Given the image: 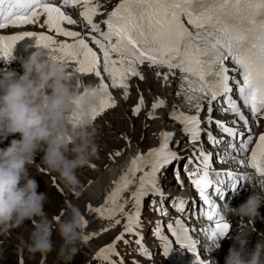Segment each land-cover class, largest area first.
<instances>
[{
	"label": "snow or ice",
	"instance_id": "6c2138e0",
	"mask_svg": "<svg viewBox=\"0 0 264 264\" xmlns=\"http://www.w3.org/2000/svg\"><path fill=\"white\" fill-rule=\"evenodd\" d=\"M62 6L82 8L80 15L89 29L86 35L63 26L65 22L75 25L77 20L66 14ZM62 6L49 0H0V30L40 24L41 28L73 38L71 42L58 41L53 35L33 31L0 35V53L11 56L17 41L25 36H35L37 45L58 54V58L82 74L94 73L103 81V64V72L110 75L112 86L123 89L130 87L128 81L132 77L144 79L139 67L145 64L166 67L168 71L163 73L165 80L178 72L175 94L183 101V110L173 108L169 117L181 125L182 134L195 144L205 133L214 147L227 145L226 156H232L233 152L247 153L249 145L254 143L247 161L241 159L239 164L247 163L255 170V175H264V133L258 137L253 133V125L258 126L264 121V0H119L101 22H94V17L101 14V5L94 0H62ZM41 17H46L43 23H40ZM101 24L106 25V30ZM89 38L98 50L90 46ZM97 87L106 95L100 107L94 110L93 119L116 103L107 83L102 82ZM128 94L125 91V98ZM214 103L220 105L222 114L235 116L230 121L233 126H227L228 122L211 115ZM143 105L144 98L141 96L133 112L139 114ZM165 105L164 99H158L152 104V109ZM205 106L207 115L202 120L200 114L205 111ZM245 110L250 114L251 121ZM148 117L154 119V112H149ZM203 123L209 127L202 128ZM213 124L226 134L227 140L213 135L210 130ZM174 136L173 132H162L159 146L132 160L128 171L109 190L103 205H88L90 211L101 217H126L123 232L112 244L99 249L97 256L108 260L110 253L119 255L116 243L124 240L126 233L135 234L138 237L136 243H141L143 237L137 229L142 227L143 199L150 194L164 196L159 186V174L173 162L185 159L170 147ZM175 144L178 147L180 141L176 140ZM212 157L213 153L194 147L193 155L187 157L184 165L187 176L199 190L201 204L195 209H188L184 199H174L172 207L189 216L201 212L209 220L215 218L209 236L214 241L218 236H225L231 228L219 209L216 194L222 193L226 183L235 189L241 180L251 181L254 174L232 170L213 173L210 168ZM232 158L235 159L234 156ZM189 164H194L191 171H188ZM137 173L140 175L137 176ZM175 176L182 184L179 168ZM125 192L131 194L132 211L125 208ZM151 203L155 209L156 201ZM159 210L168 215L166 208ZM83 219L87 226L88 221ZM119 223L120 220L116 219L115 224ZM160 224L163 225V222ZM166 227L183 247L196 253L199 264H207L199 257L197 242L191 236L192 229L183 219L175 218ZM83 239L90 237L83 236ZM163 239L166 240L164 254L167 255L172 250L173 241L168 237ZM124 242L128 243L127 240ZM140 251L146 250L141 248ZM110 264H116V261L112 260Z\"/></svg>",
	"mask_w": 264,
	"mask_h": 264
},
{
	"label": "clouds",
	"instance_id": "9594fccd",
	"mask_svg": "<svg viewBox=\"0 0 264 264\" xmlns=\"http://www.w3.org/2000/svg\"><path fill=\"white\" fill-rule=\"evenodd\" d=\"M13 59L12 55L0 56L5 67ZM69 67L58 54L38 46L23 62V74L12 70L0 73V130L20 135L0 148V235H9L12 229L31 221L28 239H21L19 247L31 255L46 256L53 251L55 230L62 241L58 255L65 264H70L80 250L83 214L69 202L62 218L50 219L44 210L47 195L38 192L30 169L38 166L35 157L42 151L39 165L57 173L64 187L79 196L77 171L98 158V127L93 112L106 95L84 81L73 86ZM250 186L252 194L245 202L238 207L226 206L224 211L229 220L241 218L236 243L229 249L225 264H264V233L253 249L247 247L255 221L264 219L260 213L264 175H254Z\"/></svg>",
	"mask_w": 264,
	"mask_h": 264
},
{
	"label": "rangeland",
	"instance_id": "374dc122",
	"mask_svg": "<svg viewBox=\"0 0 264 264\" xmlns=\"http://www.w3.org/2000/svg\"><path fill=\"white\" fill-rule=\"evenodd\" d=\"M153 80L151 82H153ZM137 84L141 88L139 89V86L133 87L134 90L132 93H130V99L128 102L123 103L117 109L112 110L105 115L99 116L98 120L96 121L98 127V135L96 141L99 146L98 158L93 159L91 168L79 169L77 171V175L81 183L79 196H77L73 192H69L66 188L64 195L53 194V191L47 188L52 187L50 185V181L51 176L53 175H55L58 181L61 182L58 174L53 172H50V174L46 173V178L43 177L42 181H40L41 179L37 180L36 177L44 173L39 172L34 168L30 169L31 174L37 180L38 192H44L47 195V200L44 204V210L50 219L52 218V215H59V217L62 218V213L66 211V205L69 202L77 205L80 208L85 219H88L89 217L93 218L95 216L93 214L97 215V213L94 211H90L88 205L91 204L93 207H98L105 200V197L104 199H102V197L106 193V181L100 188L96 190V181L101 178V174H106L108 168L113 165L114 159L118 160V162L121 163L124 158L129 155L130 152L136 149L137 146L141 147V149L144 150L151 145L150 141L155 133L156 122L155 120L148 117V113L151 112V109L147 108V112L141 111L139 114H135L133 112V107H135L139 103L141 96H143L144 99L146 98L147 103H153L152 96L155 97L159 82H157L156 80L154 81V83L150 84L146 82H137ZM152 93H154L155 95ZM126 136L128 137L126 141L121 139L122 137ZM39 153L44 155L42 151H39ZM117 153H119V155H117ZM138 175H140V173H138ZM62 187H64L63 183ZM43 189H46V191H44ZM130 197L131 195L129 194V197L127 198L129 200V203L126 207L127 211H132L133 209L131 208L134 207ZM148 202L149 200L145 201V207L147 206ZM158 204L159 203L156 202L157 206ZM118 217L119 215L114 217V221L112 222L117 228L120 227V224H115V220ZM109 224L110 223L107 219L100 217L91 222V231H89V229H87L86 227L83 228L81 234H87L89 235V237L92 233L95 232L99 234H92L93 237H95L94 239L93 237H90L92 238L91 241H94V243L90 242L89 245V241L87 239L84 240L86 242L84 246L83 244L82 246H80L81 244L79 245L80 250L75 255L70 264H87L91 261V246L99 244V242L108 240V234L104 235L105 239L103 240V231H109L111 227ZM31 229V221H26L24 226L12 229L10 234L8 235L9 237L7 235H0V239L8 238L11 242V244H5L4 247L0 249V264H65L64 261H61L58 255L62 241L59 237L58 232H56L55 230H53L52 234V240L54 244L53 251L48 253L46 256H42L40 253L31 255L27 252L26 249H20V240H27ZM110 236H113V234H111Z\"/></svg>",
	"mask_w": 264,
	"mask_h": 264
},
{
	"label": "bare ground",
	"instance_id": "6f19581e",
	"mask_svg": "<svg viewBox=\"0 0 264 264\" xmlns=\"http://www.w3.org/2000/svg\"><path fill=\"white\" fill-rule=\"evenodd\" d=\"M118 2H119V0H102L101 1V9H106V11L112 10L113 7L118 4ZM103 16H105V15L103 14ZM98 22H100V21H98ZM101 27H102V24H101ZM139 71L142 73L143 76H146V74L148 73V77H150V74L153 73L155 75L153 78H156L157 80L160 81L159 86H157L158 90L155 89V90H157L158 94L154 98L152 97V99H153V103L156 102L158 99H164L166 101V105L164 107L159 108V109H152V107H151V112H154V114H155L154 120L156 121L155 122V133H154L153 138L150 141L151 145L148 146L147 148H145L144 150L141 149V147L137 146L136 149L134 151L130 152L129 155L127 157H125L121 163H119L118 160L114 159L113 165L110 166L106 172L107 175L105 173L101 174V178L96 181V185H97L96 190L98 188H100L106 181V183H105L106 193L103 196L105 198H107L109 190L114 186V184L116 182H118L120 180L121 176L128 171V169L131 166L132 160L140 154H145L150 148L157 146L159 139H160V134L162 132H164V131L173 132V133L175 132V136L173 137L174 143L176 140L184 141L185 138L187 137L186 135L182 134L181 125L177 122H174L169 117V112L173 108L179 107L181 110H183V108L181 106L182 100H181V98L177 97L175 94L177 91V85H178V72H177V74L170 75L168 77V79L165 80L163 73L168 71V69L166 67L149 66L148 64H145V65L139 67ZM70 72H71V78L73 80H76L80 76L79 71H77L76 68H74V67L71 68ZM77 73H78V75H76ZM157 73H160V75H157ZM103 74L108 75L106 72H103ZM135 78L136 77H132V78H130V80L135 79ZM154 81H156V80H153V82H151V83H154ZM94 84H92V85H94ZM94 86H97V85H94ZM114 88H116V87H114ZM150 96H152V95H150ZM144 103H146V98L144 99ZM177 168H178V166L175 165L176 170H177ZM172 174H173V171H172ZM137 176H139L138 173H137ZM159 183H162V178L159 179ZM129 194H130V192H125L123 194V196L125 198H128ZM93 219L94 218L89 217V219H86V220L88 221V224H89L91 222V220H93ZM81 240H82L81 245L83 243L84 244L86 243L84 241L85 239H83L82 234H81Z\"/></svg>",
	"mask_w": 264,
	"mask_h": 264
}]
</instances>
